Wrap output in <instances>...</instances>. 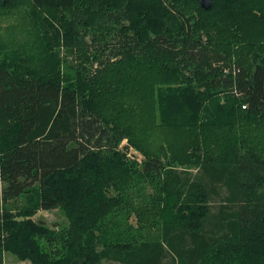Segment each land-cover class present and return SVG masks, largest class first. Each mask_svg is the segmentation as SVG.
<instances>
[{
	"label": "trees",
	"instance_id": "trees-1",
	"mask_svg": "<svg viewBox=\"0 0 264 264\" xmlns=\"http://www.w3.org/2000/svg\"><path fill=\"white\" fill-rule=\"evenodd\" d=\"M60 10L74 13L85 60L65 73L57 54L30 46L39 14ZM13 17L0 24V55H10L0 60V199L25 195L29 205L19 212L28 218L0 221V264L3 250L33 264H162L166 247L177 264H264V162L254 151L264 152V0L209 9L198 0H0V22ZM114 39L91 73L98 44ZM124 137L146 154L141 166L117 148ZM147 176L159 178L162 197L135 208L141 222L163 212L170 221L162 238L137 243L108 222ZM39 208L62 209L69 224L36 222Z\"/></svg>",
	"mask_w": 264,
	"mask_h": 264
},
{
	"label": "rangeland",
	"instance_id": "rangeland-1",
	"mask_svg": "<svg viewBox=\"0 0 264 264\" xmlns=\"http://www.w3.org/2000/svg\"><path fill=\"white\" fill-rule=\"evenodd\" d=\"M38 17H41L39 19L40 25L38 24L37 30H35L33 33L34 38L38 39L37 43H33L30 45L31 48L40 49L43 51H45L46 49L48 54H57L61 59L62 72L65 73L67 71H74L73 67H76L78 66V64H80V62L85 61L83 58L79 57L80 52L78 51L77 47L73 46L76 39L70 32V26H72L76 22L74 13L69 10H60L58 12H55L53 16H50L45 12L41 13V15L39 14ZM13 21L16 22L17 17L3 19L0 22L2 27H5L3 30L6 29L9 23H13ZM50 21L52 25H50ZM126 23L128 22L126 21ZM54 26L59 32L60 42L59 44L55 45V47H51L50 44L45 42L44 37L46 36L48 31L53 29ZM119 26L121 27V23ZM79 30L80 33L84 35L88 40H92L94 42L100 40L97 37V33L91 27L80 25ZM51 32L53 31H50V33ZM107 38H104V40H106ZM100 44L101 46L99 47V52L103 53L101 54V57L93 61L91 64L87 63L90 67L91 73L95 72L105 64L104 62L109 59L110 50L115 49L119 45V42L117 39H114L112 43L108 44V46H105L104 43H99L98 45ZM6 56L9 57L10 55H0L1 62H5L8 59ZM35 59L38 60L37 57ZM13 60L15 62L17 61V59ZM117 148L126 155L127 159L135 161L139 166H141L146 159V154L137 146L133 145L128 137H124ZM254 151L257 159L260 162H264V152H262L257 147ZM184 167L185 166L182 165L178 166L180 170H183L182 168ZM191 171L196 172V169L191 168ZM158 186V177L147 176L145 179H139V181H136V185L131 191V195L127 197L126 210L120 212L117 217L112 218V221L108 222V226L114 228L115 232L122 236L134 235L136 237L137 243H139V241L145 242L146 240L151 241L156 238H162L164 225H166L170 221L167 219L165 213H159L156 216L147 214L144 218V221L141 222L135 209L145 205H148V207L151 208L154 199L162 197ZM222 202L223 201L219 196H214L212 199L213 210H216V207L222 204ZM27 205H29V197L25 195L9 199L5 202L0 199V221H3L6 218L7 213L12 214L13 218L19 221L28 218L27 216L19 215V212L21 210H25L27 208ZM31 218L36 222L44 224L46 227L55 230H58L59 227L67 226L69 224L68 218L60 208L50 210L39 208ZM114 221H116L117 223L113 224ZM151 221H153V224H151ZM5 234L7 235V233ZM2 255L3 264L4 262L5 264H33L30 260H21L18 256L10 251L3 250ZM102 263L127 264L110 257L104 258L102 260ZM162 264H177V261L174 259L173 255L169 252L168 247H166L165 249Z\"/></svg>",
	"mask_w": 264,
	"mask_h": 264
},
{
	"label": "water",
	"instance_id": "water-1",
	"mask_svg": "<svg viewBox=\"0 0 264 264\" xmlns=\"http://www.w3.org/2000/svg\"><path fill=\"white\" fill-rule=\"evenodd\" d=\"M200 2V5L205 8L209 9L213 5L214 0H198Z\"/></svg>",
	"mask_w": 264,
	"mask_h": 264
},
{
	"label": "built area",
	"instance_id": "built-area-1",
	"mask_svg": "<svg viewBox=\"0 0 264 264\" xmlns=\"http://www.w3.org/2000/svg\"><path fill=\"white\" fill-rule=\"evenodd\" d=\"M228 69H226V71H227ZM244 107H246V105H244Z\"/></svg>",
	"mask_w": 264,
	"mask_h": 264
},
{
	"label": "crops",
	"instance_id": "crops-1",
	"mask_svg": "<svg viewBox=\"0 0 264 264\" xmlns=\"http://www.w3.org/2000/svg\"><path fill=\"white\" fill-rule=\"evenodd\" d=\"M4 264H5V262H4Z\"/></svg>",
	"mask_w": 264,
	"mask_h": 264
},
{
	"label": "bare ground",
	"instance_id": "bare-ground-1",
	"mask_svg": "<svg viewBox=\"0 0 264 264\" xmlns=\"http://www.w3.org/2000/svg\"><path fill=\"white\" fill-rule=\"evenodd\" d=\"M176 10V9H175Z\"/></svg>",
	"mask_w": 264,
	"mask_h": 264
}]
</instances>
